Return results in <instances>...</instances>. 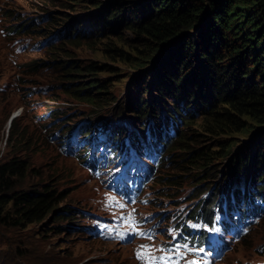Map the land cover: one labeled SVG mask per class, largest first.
I'll list each match as a JSON object with an SVG mask.
<instances>
[{
  "label": "rangeland",
  "instance_id": "obj_1",
  "mask_svg": "<svg viewBox=\"0 0 264 264\" xmlns=\"http://www.w3.org/2000/svg\"><path fill=\"white\" fill-rule=\"evenodd\" d=\"M66 1L0 0V160L13 154L22 159L26 157L33 168L34 182L46 184L56 182L58 190L65 189L67 192L63 204L72 206L74 213L64 219L49 217L39 224L32 223L26 228L0 226V264H151L150 257L155 264H160L161 256L170 255L175 259L179 255L170 251L174 246L164 252V246L161 244L143 242L136 250L137 253L144 251L145 254L142 259L136 254L135 259L129 246L114 241L122 240L126 236V225L132 221L131 210L122 211L119 205L123 204L125 207V201L131 202L133 199L142 203L140 199L143 197L123 199L121 196L112 197L106 192L104 200L105 205L111 207L109 209L112 211L111 220L101 222V226L94 233H87L85 228H82L89 226L88 214H80L79 211L91 214L96 211L97 192L93 187L95 183L88 179L87 171L80 166V161L59 153L57 141L63 140L64 130L73 128L70 125H79V120L126 121L128 109L124 106L129 97H139L141 103L142 99H148L144 92L148 84L149 92L153 95L157 90L153 89L152 83L146 81L144 76L136 77L139 73L136 68L121 64L117 57L112 59L104 53L107 46L128 48L124 43L129 44L134 39V34L125 28L123 21L114 24L118 19L117 15L111 17L103 30L83 25L78 26L84 29L77 34L71 29L72 34L69 35L45 37V32L56 33L60 27H65L63 31L66 32L69 30L68 26L73 23V18L84 15L88 8H91L90 0H86L87 3L77 0L78 5L74 8L69 7ZM114 1L127 0H95L101 7ZM125 13L128 15V11ZM54 15L60 17V21L52 19V23L48 22L49 17ZM24 21L25 23L31 21V26L27 30L33 29V33L22 30L18 32L16 25ZM43 27H45L43 31L34 33V29ZM66 37H74L78 41L68 42ZM63 38L65 42L62 41ZM51 42L53 43L49 45ZM224 56L228 58V62L231 61L228 54ZM157 57L158 55L154 60ZM90 64L109 67L98 76L107 85L110 83L113 100L89 102L82 95L73 93L85 87L89 80H86L87 73H76L71 67L78 65L81 68ZM151 65L152 62L147 67ZM169 96L171 94H167L166 101L172 104L173 97L169 99ZM107 97L108 94L103 92L99 93L96 99L104 100ZM118 101H121L122 109L117 106ZM120 110L121 113H118ZM197 115L198 113L196 117H199ZM12 118L22 131L26 141L23 147L25 149H19L14 140L9 141V123ZM128 120L134 125L132 118L128 117ZM135 122L137 127L142 124L141 121ZM199 122L193 127L183 125L181 122L177 126H170L171 123L167 125L174 130L177 127L182 129L185 134L188 133V139L192 140L187 147L181 144L179 147L181 154L187 155L192 148L199 149L208 144V137L198 133ZM193 129L197 133H194ZM257 131L254 129L252 134ZM52 133L54 139L50 136ZM252 134L238 137L239 143L236 141L234 143L238 147L247 145L254 140ZM213 146H216V143ZM168 155L169 164L158 171L156 182L150 185L154 200L151 206L148 203L142 207L144 211L150 206L153 212L165 213L167 221L169 211L179 201L178 197L189 203L191 213L196 214L203 204L201 198L210 191L206 183L213 187L220 181L225 182V178L227 183L231 181L228 178L232 172L229 170L230 161L227 157L224 160L215 159V163L211 162V167L214 168L207 172L191 166L187 171L172 176L174 184L163 183L165 180H162L163 175L169 176L173 173L171 162L175 161L176 164L180 162L179 158L174 159L176 156L174 151ZM262 168L258 169V175L262 173ZM114 169V173L104 170L99 174L110 190L118 184L116 182H123V177L125 180L129 177L126 169L119 164ZM250 169L251 166L248 165L245 175L249 174ZM216 173L217 176L214 177ZM205 180L207 182H202ZM242 180L241 176V187ZM198 188L200 189L197 191ZM24 189L29 192L33 187ZM260 191L262 189L257 190L258 195H261ZM255 199L258 205L264 206L261 198ZM257 214L259 217L255 218L249 227L251 233L237 244L233 252L220 264H249L254 261H257V264H264V208ZM89 235L99 236L102 241L92 239ZM178 245L182 253L193 248L194 243L185 242ZM191 257L193 256L185 257L183 263L192 264ZM194 261L196 264H207L205 259Z\"/></svg>",
  "mask_w": 264,
  "mask_h": 264
},
{
  "label": "trees",
  "instance_id": "obj_2",
  "mask_svg": "<svg viewBox=\"0 0 264 264\" xmlns=\"http://www.w3.org/2000/svg\"><path fill=\"white\" fill-rule=\"evenodd\" d=\"M66 3L71 8L78 5L77 0ZM90 3L91 8L84 15L72 19L69 30L58 31V34H72L71 29L77 34L84 29L78 26L83 25L103 30L114 15L118 16L114 24L123 21L125 28L134 34L129 44L124 43L128 48L107 46L104 53L112 59L117 57L121 64L136 68L139 71L136 77L144 76L157 90L153 95L148 84L144 88L147 100L139 103V97H129L124 107L134 123L142 122L138 126L140 132L150 130L160 143L168 147L174 145L171 153L174 151L177 156L174 159L179 158L180 162H171L173 173L163 175L162 180H167L163 183L174 184L172 176L191 166L207 172L214 168L211 162L215 163V159L228 157L231 181L227 183L225 178V182L220 181L213 187L206 183L210 191L201 198L203 204L199 210L206 219L211 218L215 206L221 209L225 205L238 213L243 207L235 209L236 205L241 201L243 205L247 197L246 212L256 218L258 211L264 208L254 200L259 197L264 202V0H127L107 3L103 7L95 0ZM49 18L50 23L52 19L60 21L55 15ZM25 22L16 25L18 32L33 33V29L27 30L31 21ZM44 29L36 28L34 33ZM54 34L48 31L45 37L53 38ZM66 40L78 41L74 37H66ZM224 54L230 56V62ZM99 67L91 64L71 67L76 73H87L86 80H89L85 87L73 92L75 95H82L89 102L113 100L110 83L107 85L98 76L109 67ZM103 92L108 94L107 99H96ZM167 94H171L169 99L173 97L172 104L166 101ZM117 106L122 109L121 101ZM169 122L174 126H177L175 122H181L192 127L199 122L198 133L208 137V144L192 148L187 155L181 154V144L187 147L192 140L178 127L176 130L172 127L171 134L170 126L167 127ZM120 125H124L123 122L114 123L112 132L117 133ZM254 129L258 131L252 134ZM68 132L69 129L64 130L62 137H69ZM193 132L197 133L195 129ZM248 134L254 137L251 143L239 147L234 143H239L238 137ZM167 136L175 140L170 142ZM8 138L14 140L19 149H25L26 141L14 118L10 119ZM84 161L93 166L97 159L92 157ZM248 165L251 169L245 175ZM259 168H262L260 175L257 174ZM32 172L26 157L22 159L13 154L0 160V226L26 228L49 217L64 219L69 214L70 217L74 215L72 206L62 202L67 196L66 190H58L56 182H34ZM27 187L33 189L26 192L24 188ZM259 189H262L261 195L257 194ZM197 213L190 210L187 216L196 218ZM183 239L191 241L194 236L187 232Z\"/></svg>",
  "mask_w": 264,
  "mask_h": 264
},
{
  "label": "snow or ice",
  "instance_id": "obj_3",
  "mask_svg": "<svg viewBox=\"0 0 264 264\" xmlns=\"http://www.w3.org/2000/svg\"><path fill=\"white\" fill-rule=\"evenodd\" d=\"M119 207L123 208L124 205L121 204V205H119ZM140 235H144V234L141 233ZM184 247H187V245H184ZM170 251L175 252L177 255H181L180 245H175ZM144 254H145L144 251L138 252L137 257L142 259ZM149 259H150L151 264H155V261H152L151 257ZM159 261H160V264H172V257L170 255L161 256V257H159ZM192 264H196V262L193 261Z\"/></svg>",
  "mask_w": 264,
  "mask_h": 264
}]
</instances>
